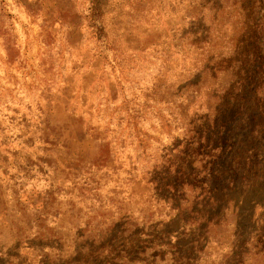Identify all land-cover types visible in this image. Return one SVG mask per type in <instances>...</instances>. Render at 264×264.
<instances>
[{"label":"rangeland","instance_id":"rangeland-1","mask_svg":"<svg viewBox=\"0 0 264 264\" xmlns=\"http://www.w3.org/2000/svg\"><path fill=\"white\" fill-rule=\"evenodd\" d=\"M0 264H264V0H0Z\"/></svg>","mask_w":264,"mask_h":264}]
</instances>
